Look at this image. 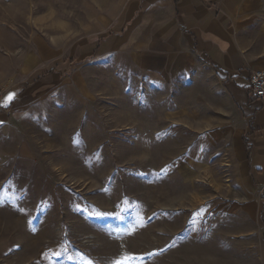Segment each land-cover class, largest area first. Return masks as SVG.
<instances>
[{"label": "rangeland", "instance_id": "rangeland-1", "mask_svg": "<svg viewBox=\"0 0 264 264\" xmlns=\"http://www.w3.org/2000/svg\"><path fill=\"white\" fill-rule=\"evenodd\" d=\"M205 1L264 26V0ZM174 23L173 0H0V88L51 80L0 124V264H264L250 121Z\"/></svg>", "mask_w": 264, "mask_h": 264}, {"label": "crops", "instance_id": "crops-1", "mask_svg": "<svg viewBox=\"0 0 264 264\" xmlns=\"http://www.w3.org/2000/svg\"><path fill=\"white\" fill-rule=\"evenodd\" d=\"M164 4L169 7L168 1ZM173 4L174 24L180 27L187 45L198 55L207 58L209 64L229 80L238 106L250 121L249 132H246L249 134L242 137L246 148L244 166L241 165L242 175L248 170V174L256 172L264 176V107L248 92L251 72L264 69V26L235 23L228 9L208 5L205 0H173ZM50 84L48 76L36 80L19 100L18 87L5 92L0 124L6 122L8 109L24 108L35 91L40 92L41 88ZM12 94H15L14 98L9 99ZM252 181L254 183L253 177ZM246 185L249 187L248 181ZM261 186H264L263 182ZM261 199L264 202V194ZM262 236L264 240V231Z\"/></svg>", "mask_w": 264, "mask_h": 264}, {"label": "built area", "instance_id": "built-area-1", "mask_svg": "<svg viewBox=\"0 0 264 264\" xmlns=\"http://www.w3.org/2000/svg\"><path fill=\"white\" fill-rule=\"evenodd\" d=\"M248 92L264 107V69H254L249 77ZM5 90L0 88V112Z\"/></svg>", "mask_w": 264, "mask_h": 264}, {"label": "snow or ice", "instance_id": "snow-or-ice-1", "mask_svg": "<svg viewBox=\"0 0 264 264\" xmlns=\"http://www.w3.org/2000/svg\"><path fill=\"white\" fill-rule=\"evenodd\" d=\"M14 96H15V94H12V95L9 97V99H12V98H14Z\"/></svg>", "mask_w": 264, "mask_h": 264}, {"label": "trees", "instance_id": "trees-1", "mask_svg": "<svg viewBox=\"0 0 264 264\" xmlns=\"http://www.w3.org/2000/svg\"><path fill=\"white\" fill-rule=\"evenodd\" d=\"M264 215V214H263Z\"/></svg>", "mask_w": 264, "mask_h": 264}]
</instances>
